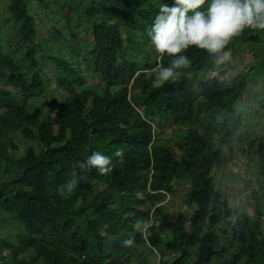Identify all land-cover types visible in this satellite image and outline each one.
Wrapping results in <instances>:
<instances>
[{
  "label": "trees",
  "instance_id": "1",
  "mask_svg": "<svg viewBox=\"0 0 264 264\" xmlns=\"http://www.w3.org/2000/svg\"><path fill=\"white\" fill-rule=\"evenodd\" d=\"M88 1L82 12L98 50L92 64L99 88L83 90L75 85L83 79L80 70L46 54L35 41L36 20L29 0H5L16 50L0 59V89L12 87L17 98L12 103L0 96V165L9 160L8 145L16 149L9 139L15 131L33 132L39 151L28 148L14 163L16 170L6 168L8 177L0 184V212L12 215L22 226L16 243L0 238V261L210 264L232 255L222 264H264L263 213L257 205L252 216L231 206L224 192L214 188L212 176L214 168L227 163L215 138L225 135V147L233 150L241 119L231 101L245 92L251 70L222 82L218 77L225 76L228 68L223 69L205 50L191 47L182 53L191 64L181 76L153 86L154 77L146 78V71L167 67L172 58L154 49L144 60L152 66L144 69L143 61L126 49L142 48L134 33L147 34L158 6L171 7L175 0ZM210 1L197 11L206 10ZM71 2L64 0L63 5L71 10ZM103 4L119 8L121 19L96 21L92 8ZM60 33L55 28L51 32L52 37ZM259 37L264 41V29L245 28L225 50L232 53L237 43L263 42ZM43 55L54 65L53 58L58 62L53 77L57 89L64 92L49 101L44 115L39 109H27L34 92L44 94L48 86L44 64L36 59ZM208 72L215 76L208 77ZM200 98L208 111L197 126L191 119L199 113L195 101ZM166 128H173L172 140L182 141L180 157L162 137ZM240 142L258 162V179L264 181V132ZM91 148L111 158V173L80 170L78 165L94 153ZM121 148L123 158L115 155ZM73 170L83 179L70 196L62 197L57 188L72 179ZM175 181L188 185L184 210L168 213L160 205H150V200L171 193ZM137 221L142 223L139 230L134 229ZM126 239H133V244L124 246Z\"/></svg>",
  "mask_w": 264,
  "mask_h": 264
},
{
  "label": "rangeland",
  "instance_id": "2",
  "mask_svg": "<svg viewBox=\"0 0 264 264\" xmlns=\"http://www.w3.org/2000/svg\"><path fill=\"white\" fill-rule=\"evenodd\" d=\"M71 10L63 5L64 0H29V10L35 18L36 37L35 41L41 45L46 54L55 55L54 58L59 62H69L74 70H80L79 74L83 79L76 82V86L83 90H91L99 88V79L93 73V57L98 54V50L93 47V39L91 35V25L85 19L83 14L84 7L89 4L88 0H71ZM211 2V1H210ZM207 2V5L210 4ZM105 7L96 6L92 8L93 16L96 21H105L108 23L121 19V10L119 8L112 9V4H103ZM63 6V9H62ZM159 8V6H158ZM62 9V12H61ZM191 15V13H189ZM67 19V20H66ZM12 20L5 9V0H0V59L3 55L9 54L12 50H16V36L13 31ZM60 30L58 36L52 37L53 29ZM150 26H148V30ZM147 30V31H148ZM13 38H12V36ZM134 40L139 43L142 48L139 51L132 52L127 47L126 53L139 58L143 61L142 67L147 69L152 66L148 64L147 56L153 55L155 49L150 37L147 34L134 33ZM259 40L263 41L262 37ZM16 47V46H15ZM236 49L231 53L229 60L221 64L223 69L228 68L227 74L223 77L219 76V80L227 82L236 75L251 70L248 75V82L245 92L239 98L231 101L233 110L239 114L241 126L236 133V138L231 144L232 152L230 153L225 147L226 136L222 135L215 138V145L226 153L227 163L220 168H214L212 171L213 186L215 189L224 192L231 206L245 211L249 216L253 215L255 206L257 205L264 215V181L258 179V162L247 152L244 144L240 142L243 137H252L264 132V41L257 43H237ZM148 53V54H147ZM55 65L48 62L43 55L41 58L36 57L37 61L44 64L42 66L47 76L48 86L46 92L41 94L35 91V97L27 102L28 111L39 109L44 115L49 107V101L53 98L59 99L64 92L57 89V79L53 77L54 71L58 68V62ZM145 60V61H144ZM152 59H149L151 62ZM57 62V63H56ZM70 65V66H71ZM211 68L210 65H208ZM230 66H235V70H231ZM208 77L215 76L214 72H208ZM58 77V76H57ZM114 86H118L116 80L113 81ZM12 87L0 89V96L7 97L14 103L17 98ZM198 106L199 113L191 119V122L197 126L204 114L208 111L204 100L197 99L195 101ZM173 128L165 129L162 137L165 143L174 151L177 157H180V148L178 144H182L181 140H172ZM34 133L26 134L15 131L10 136L11 142L16 146L12 149L8 145L7 154L9 160H3L0 165V184L6 182L8 175L4 174L7 167L16 170L15 162L21 158L28 148L39 151V146L33 140ZM172 140V141H170ZM5 141V140H4ZM1 142V135H0ZM10 142V141H9ZM92 152L97 150L90 149ZM7 173V172H6ZM9 173H11L9 171ZM15 173V171H14ZM8 181V180H7ZM187 184L173 182L172 192L162 194L157 198L150 200V205H160L168 213H177L184 210V202L187 200ZM21 227V228H20ZM262 227L264 233V217L262 218ZM22 226L18 225L12 215L0 212V238L11 243H16ZM220 235V234H219ZM71 247V241H68ZM23 255H21L22 257ZM232 259V255L220 257L210 264H222ZM0 264H7L0 261ZM135 264V262H130Z\"/></svg>",
  "mask_w": 264,
  "mask_h": 264
},
{
  "label": "clouds",
  "instance_id": "3",
  "mask_svg": "<svg viewBox=\"0 0 264 264\" xmlns=\"http://www.w3.org/2000/svg\"><path fill=\"white\" fill-rule=\"evenodd\" d=\"M205 5V0H175L170 7L166 3L159 6L153 24L147 32L158 54H167L171 61L167 67L158 65L152 71H146V78L152 79L153 86L159 87L166 82H175L191 61L182 53L195 47L205 50L216 63L223 64L230 59L226 51L229 42L239 36L245 28L264 29V0H211L207 9L197 11ZM192 13V15H189ZM123 158L124 149L115 152ZM82 172L95 169L99 175L112 171L111 158L94 152L85 162L78 165ZM72 179L57 188L62 197L70 196L78 187L83 176L75 170ZM137 221L134 229H141ZM133 239L122 241L124 246H131Z\"/></svg>",
  "mask_w": 264,
  "mask_h": 264
},
{
  "label": "crops",
  "instance_id": "4",
  "mask_svg": "<svg viewBox=\"0 0 264 264\" xmlns=\"http://www.w3.org/2000/svg\"><path fill=\"white\" fill-rule=\"evenodd\" d=\"M231 53V52H230ZM220 66H222L221 64H220ZM223 67V66H222ZM215 73V72H214Z\"/></svg>",
  "mask_w": 264,
  "mask_h": 264
},
{
  "label": "built area",
  "instance_id": "5",
  "mask_svg": "<svg viewBox=\"0 0 264 264\" xmlns=\"http://www.w3.org/2000/svg\"><path fill=\"white\" fill-rule=\"evenodd\" d=\"M167 195V194H166Z\"/></svg>",
  "mask_w": 264,
  "mask_h": 264
}]
</instances>
